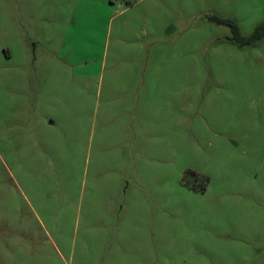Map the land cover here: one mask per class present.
<instances>
[{
    "label": "rangeland",
    "instance_id": "374dc122",
    "mask_svg": "<svg viewBox=\"0 0 264 264\" xmlns=\"http://www.w3.org/2000/svg\"><path fill=\"white\" fill-rule=\"evenodd\" d=\"M264 0H0V264H264Z\"/></svg>",
    "mask_w": 264,
    "mask_h": 264
},
{
    "label": "trees",
    "instance_id": "16d2710c",
    "mask_svg": "<svg viewBox=\"0 0 264 264\" xmlns=\"http://www.w3.org/2000/svg\"><path fill=\"white\" fill-rule=\"evenodd\" d=\"M211 19L218 24L228 26L232 31L233 41L240 47L253 45L256 41L264 36V23L258 25L249 36L244 37L240 34L239 28L234 20L216 16H212Z\"/></svg>",
    "mask_w": 264,
    "mask_h": 264
}]
</instances>
